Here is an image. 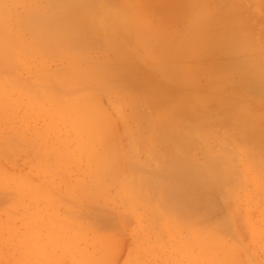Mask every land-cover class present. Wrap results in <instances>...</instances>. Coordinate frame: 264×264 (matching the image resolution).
Returning <instances> with one entry per match:
<instances>
[{"label": "rangeland", "instance_id": "1", "mask_svg": "<svg viewBox=\"0 0 264 264\" xmlns=\"http://www.w3.org/2000/svg\"><path fill=\"white\" fill-rule=\"evenodd\" d=\"M37 1L0 0V16L5 18L2 23L9 38L14 34L30 41L28 27L18 17L38 6ZM226 3H230L228 10ZM102 4L97 8L99 26L94 28L88 21L81 24L82 32L96 43L93 48H79L87 60L102 61L108 55L117 59L113 66H105L109 64L120 78L136 77L138 93L125 85L114 100V89L103 90L88 81L71 87L69 97L75 100L88 94L106 109L118 101L116 111L121 117L112 122L120 138L115 165L104 175L90 164L98 182L88 195L90 159L70 138L72 129L78 127L76 116L67 109L69 102L55 104V110L53 97L42 96L50 91L41 87L22 104L25 91L16 75L27 80L33 76L15 69L0 71V103L11 104L9 110L0 108V264H264V0H105ZM150 32V39L145 40L149 42H142L141 37ZM169 35L175 38L170 50L185 51L186 68L192 75L187 72L185 77L178 71L180 77L175 74L173 79L166 73L159 45ZM108 36L114 44L106 41ZM36 49L47 53L43 47ZM6 50L1 48L0 53L5 55ZM119 55H126V61ZM28 56L36 58L34 53ZM59 56L49 57L51 68L64 64L65 58L56 59ZM216 56L221 67L229 62L221 68L224 72L216 67L219 63L214 64ZM5 64L7 59L0 56V67ZM52 83L56 86L58 81ZM157 86L158 99L150 94ZM135 94L138 102L129 106ZM179 111L185 113V126L174 135L170 130L179 119L171 115ZM225 147L232 151L226 152ZM176 151L195 166L208 155L204 158L220 162L229 168L226 175L234 178L219 188L212 184L218 197L212 185L199 190L201 196L205 192L201 200L185 189L193 218L207 222L200 233L193 225L195 218L191 224H177L170 206L165 209L159 197H154V193L162 197L169 186L161 169L164 172ZM115 177L129 180L145 201L132 202L125 185ZM228 195H232L230 200ZM173 212L180 215L183 211L176 208Z\"/></svg>", "mask_w": 264, "mask_h": 264}, {"label": "bare ground", "instance_id": "2", "mask_svg": "<svg viewBox=\"0 0 264 264\" xmlns=\"http://www.w3.org/2000/svg\"><path fill=\"white\" fill-rule=\"evenodd\" d=\"M101 1L102 0H45V1H43L44 3H41L40 0L37 1L36 4L38 6L27 8V9H25V12L22 15H20V16L18 15L19 16L18 18L21 21L25 22L27 27H28L26 29L28 30V32H30V35H29L31 38L30 41L24 40L20 36L14 35V34H13L14 38H9L7 36V34H8L7 31L4 29L5 25H4V23H2V22H5V18L3 16H0V35H2V36H0V49L4 48L6 50L5 46H7L9 48L8 51L6 50L5 55H2L0 53V56H3L7 59V64L1 66L0 71H3L4 69H15L18 72L21 71L23 73L29 74L30 77L33 76V79L27 80V79H21L16 75L17 79L19 80V81H17L20 84L19 86L23 87V89L25 91L24 99L21 102L22 104L29 102L30 101L29 98L31 96L29 94L35 93L36 90L38 88H41V87H46L45 89L47 91H50L49 94H44L42 96L45 99L50 98V97L54 98V99L52 98V100H53L52 107L55 110H56V105H59L60 103H61V105H63V104H66L69 102L67 109L70 108L71 112H73L74 115L76 116V122L75 123L77 124V127H78V128L72 129L70 138H71V140H73L75 142L77 147H80V149H85L87 155H85L84 152H82V153L86 158L90 159L88 161V167H89L88 168V174L91 177V182L88 184V195L91 193L89 191L91 189H93L92 187H95L97 185V182H98V179L95 178V175H96L95 170L98 172H102L104 175H106L105 174L106 171L112 170L111 165L112 164L115 165L116 154L119 153L118 148H117V147H119V145H117V144L119 143L120 138L116 134H114L112 122L115 121L116 119H118L119 117H121V112L116 111V109H118V105H117L118 101H115L114 103L110 102V104H108V107L106 109L105 106H103V104L100 102V100H97L96 97L88 95V94L80 95L79 99L71 100L70 99L71 97H69V96H71L69 94L70 93L69 90H71L72 89L71 87H73L77 84L91 81L95 85L102 86L103 90H105V88H107L109 91L114 89V93L112 94V96L114 97V100H118L120 98V96L122 94L121 90L123 89L121 87H124L125 85H126L125 88H132L135 93H138V91L134 87V86H136V84H135V82H136L135 78L136 77H134V76L130 77L129 76V78H125V77L120 78V75L115 74L114 72H116V70L111 69V66H109V64L106 65L107 67L105 66L106 63H110L112 65V61L114 59L113 57L108 55L106 58L102 59V61L101 60L100 61H98V60L94 61V60H89V59L87 60L86 59L87 55L85 56L84 53L79 48L80 45L82 47H85V45H86L87 48H90V47L93 48V45L96 43V39L93 38V36H88V34H86L87 35L86 36L82 32V30H83V27H82L83 24L82 23H84L85 21H88V25H91L94 28L99 26V25H97V24H99V22H97V19H98L97 17H100L101 13H97L98 12L97 8L105 0L102 2ZM0 4H1V2H0ZM220 4H222V2ZM226 5H227V3H226ZM228 5L226 6L227 10H228V8H230V7H228ZM4 12L7 13L8 15L11 14L10 11H7V10H5ZM18 18L15 17L16 21ZM86 18H87V20H85ZM81 24H82V26H81ZM10 30L13 31V28L11 27ZM32 34L35 37H37L38 39H34ZM150 35H152V32H150L148 35H144L143 36L144 39L141 37V41L142 42H149V41H145V40H146L147 36L150 39ZM247 35H248V33H247ZM229 38H231V37H229ZM174 39H173L172 35H169L168 38L161 39L162 42L159 45L160 46L159 52L162 55V57H160V60L163 61V63H167V67H164L167 70V72L166 71H164V72H166V73L169 72L168 74L171 75V77L173 75L175 77H176V75L179 76L178 71L181 72L186 77L187 72L189 74H190V72H189V68H186L188 65L185 64V61H184V59L186 57L185 51H181V52L174 51L173 52L170 50L171 49L170 44L173 45ZM85 40H88V41H85ZM237 40H238V38H237ZM245 40H246V38H245ZM106 41L110 42L111 44L115 43L113 41V37H110V36L107 37ZM154 43L157 44V42H154ZM38 46L45 48L47 53L42 54L40 51H38L36 49ZM239 46H240V44H239ZM156 47L157 46L152 47L151 51L154 52ZM29 53H34L36 55V58L29 57L28 56ZM56 54L62 55V56L57 57L56 59L62 60V58H65V60H63L64 64L61 67L54 69L48 65V61H49V57H52ZM173 57H176L177 59H179L181 64L177 63V60H174ZM217 57L218 56H216L214 58H217ZM118 58H121L122 61H126V59H127L126 55H123V56L119 55ZM221 59L224 61L223 58H221ZM114 60L117 63V59H114ZM216 61L214 64L217 63V65H218V63H219V65L216 67H219L220 72H222L225 69L224 66L226 67L229 63V62L226 63V61H225L226 65H225V63H224V65L221 64V65H223V67H221L220 66V63H221L220 57L217 58ZM115 67L117 68L118 66H115ZM221 68H224V69H222V71H221ZM208 69H206V70L208 71ZM108 70H111V71H108ZM210 70L213 71L214 69L210 68ZM112 71H113V73H112ZM226 71H228V69ZM202 73H203V71H202ZM211 73L212 72H210V74ZM208 74H209V72H208ZM116 75L119 78H117ZM190 75H192V74H190ZM211 76H213V75H211ZM24 77H26V76H24ZM195 77H197V76L195 75ZM173 79H175V78H173ZM20 81H24V82L25 81H32V82H28V83L25 82V84H24ZM53 81H58V83H56V86H50L51 84H53L52 83ZM122 83H124V84H122ZM186 84H189V82ZM191 85H192V83L189 85V87ZM152 88H154V87H152ZM157 88H158V86L156 88L152 89L153 92H150V94L153 97L158 96L157 97V99H158L159 93L161 91H159V88L157 90ZM19 90L22 91L21 89H19ZM0 94H1V92H0ZM162 95H163V93H162ZM164 99H166V98H164L162 96V100H164ZM159 100H158V102H159ZM162 100H161V102H164ZM137 102H138V94H135L134 98L129 102V106H134ZM157 104H159V103H157ZM10 106H11L10 102L9 103H0V108L3 110L4 109L9 110ZM60 108L62 110H64L63 106H61ZM3 110H1V111H3ZM180 111H183V110L181 109ZM180 111L177 112L175 115H171V118L176 117L179 119V123L176 126L172 125V127H171L172 129L170 130L171 134L173 133L174 135L178 133V129H181L182 126L183 127L185 126L184 125V119H185L184 114L185 113L182 115V113ZM108 113H112L111 114L112 119L110 117H108ZM178 113H180V114H178ZM192 113H194V111ZM7 114H6V116H7ZM2 115H3V113H2ZM6 116H4V117H6ZM192 116L193 115H191V117ZM5 123H6V121H5ZM205 135H206V133H205ZM182 136H184V135H182ZM181 138H180V140H181ZM189 138L190 137H188V139ZM183 139H185V138H183ZM63 140L67 141L66 139H63ZM186 143H188V142H186ZM62 145H64V143H62ZM204 146H205V143H204ZM45 149H47V148L45 147ZM218 149L221 150V148H218ZM225 149H226V147H225ZM223 150H221V151H223ZM230 151H232V148H231V150L228 148V150L226 152H230ZM180 152H179V154L177 152L176 157L174 156L175 154L173 156L171 155L172 158L173 157L174 158L171 159L168 167L164 168V172L161 169V172L165 175L167 182L169 181L168 182L169 186L167 187L166 190H164V194L162 197L158 196L155 193H154V195H155L154 197H156V196L159 197V201H162V204L164 205L165 209L168 206H170L171 215L172 214L174 215L177 224L178 223L181 224L180 221H182V222L187 221L191 224V221H193V219L195 218L197 220V222L194 221L195 224H193V223L192 224L195 225L196 227H198L197 228L198 233H200L201 230H204V227H205L207 222H205V220H203V218H201V217L196 216L197 218L196 217L193 218V215H194L193 209L188 210V208H190V206L192 205V203L189 204L190 203L189 202L190 201V195L188 192H186L185 189L190 188L192 190V193H191L192 198H194V199L196 198V200H201L202 197L204 198L203 194L205 193L204 192L205 189H208V187H210V185L213 184L214 186H218V188L221 185L226 186L227 182L229 180H231L233 178V176L230 177L231 178L230 179L229 176L226 175L227 173L225 171L226 170L229 171V168H226V166H223L220 162H215L213 160H209V159H207V157L204 158L205 156H208V155H203L204 156L203 162L201 161L202 162L201 164L198 163L199 166H197V165L195 166L191 162V161H193L192 159H191V161H189V159H187L188 156L185 158L184 153L180 154ZM211 153L212 152H210V154ZM220 154L222 155V153H220ZM238 154H240V153L238 152ZM227 155L228 154L226 153V156ZM42 156H44V155H42ZM211 156H213V155H211ZM199 160H197V162ZM248 161L250 163V160H248ZM91 163H94L95 170L90 169ZM180 163H182V164H180ZM79 164H81V163L79 162ZM185 165H186V167H185ZM224 165H226V164H224ZM222 166H223V168H222ZM170 177L171 178L173 177V179H171ZM116 181H119V180L116 178ZM120 181H122V180H120ZM128 181L129 180H124L121 182L125 185L124 191H125L126 195L130 199H133L132 202H137L138 199H139V201L140 200L145 201V197L143 194H141V191L136 186L133 187L132 184L129 183ZM156 181L157 180L153 181V183H155ZM213 185L210 187L211 190H213V188H212V187H214ZM203 186H205V189ZM202 187L204 189V191L202 189V191L204 193L201 196V194H199V190ZM97 188L101 189V186L98 185ZM119 189H120V186H119ZM119 189H118V192H119ZM163 189H165V188L163 187ZM219 190H222V188ZM213 191H215L216 194H218L215 196L218 197L220 195V193H217L216 189ZM115 192H117V190ZM138 193H139V195H138ZM210 193L211 192H209L208 194L211 195ZM122 194L123 193L121 192V195L118 194L117 196L120 195L123 198ZM228 196H229V200H230L231 199L230 197L232 195L231 196L228 195ZM38 197H39V195H38ZM211 197H212V195H211ZM151 198L152 197H150V199ZM226 199H228V198H226ZM43 200H45V199H43ZM124 200L126 201V199H124ZM205 201H206V199H205ZM127 202H129V201L127 200ZM132 202H131V206L128 205V206H130V208L132 207ZM157 202H158V199H157ZM39 203H41V202H39ZM141 203H143V202H141ZM228 203H230V202H228ZM187 205H189V207ZM216 205H218V204H216ZM76 206H77V204H76ZM120 206H122V205H120ZM137 206H138V204H137ZM139 206H141V205H139ZM142 206H144V205H142ZM176 208L178 210H181V212L182 211L183 212L180 215L177 214V212L176 213L173 212V211H175ZM222 209H223V207H222ZM142 210H144V208ZM153 210H155V208L151 207V211H153ZM147 211H148V209H147ZM259 213L261 214L260 211H259ZM151 214H152V212H151ZM84 216H85V214H84ZM144 216H147V215H144ZM179 216H182V217L177 219ZM152 217H150V218H152ZM181 218H182V220H181ZM199 218H200V220H198ZM153 219H154V217H153ZM198 221H200V222H198ZM151 222H152V219H151ZM225 223H226V220H225ZM184 224H186V222H184ZM252 225L253 224H251V226ZM154 226H155V224H154ZM185 226H187V225H185ZM153 228H155V227H153ZM199 229H201V230H199ZM160 230L162 233L163 230L160 228L158 231H160ZM49 231H51V230H49ZM174 231H175V229H174ZM3 232H4V230H3ZM211 232H213V231H211ZM150 234H152V233H150ZM176 234H177V232H176ZM188 234H189V232H188ZM21 239H22V237H21ZM216 239L217 238H215V240ZM166 241L167 240H165V242ZM23 243L25 244V241ZM214 245L216 246V244H214ZM187 249H188V247H187ZM37 256H39V255H37ZM31 262L33 264V261H31Z\"/></svg>", "mask_w": 264, "mask_h": 264}]
</instances>
